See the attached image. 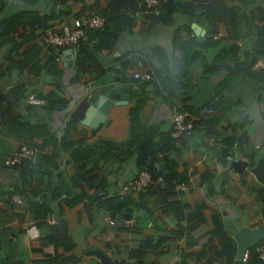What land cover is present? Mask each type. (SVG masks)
Returning <instances> with one entry per match:
<instances>
[{"label":"crops","instance_id":"crops-1","mask_svg":"<svg viewBox=\"0 0 264 264\" xmlns=\"http://www.w3.org/2000/svg\"><path fill=\"white\" fill-rule=\"evenodd\" d=\"M92 13L107 24L91 31L98 49L77 73L78 47L57 59L43 31ZM106 73L122 102L103 112L93 105ZM30 93L45 102L29 106ZM204 108L192 134L171 135L174 111ZM21 142L36 159L7 166ZM221 147L245 161L240 171ZM262 161L264 0H164L157 13L143 0H0V264H260L264 234L247 261L235 234L264 229ZM151 164L187 188L125 190ZM105 210L132 218L113 225Z\"/></svg>","mask_w":264,"mask_h":264},{"label":"built area","instance_id":"built-area-1","mask_svg":"<svg viewBox=\"0 0 264 264\" xmlns=\"http://www.w3.org/2000/svg\"><path fill=\"white\" fill-rule=\"evenodd\" d=\"M164 0H143L144 9L146 11L158 12L159 5ZM107 24V19L100 13L84 14L75 16L69 22H61L58 26L46 28L43 31L42 40L45 44L54 49L56 58L59 59V51L62 48L76 47L80 41L86 40L88 31L99 29ZM218 34L214 35L216 38ZM134 78L142 76L149 79L151 74L145 72L142 75L135 72ZM26 102L29 106L41 105L45 101L39 98L36 94L30 93L26 97ZM211 114L210 108H204L198 115L199 118L208 119ZM197 116L190 114L188 111H174L171 116L172 130L171 135L176 137L190 135L194 131V120ZM37 149L26 143L21 142L14 147V149L5 156L4 162L7 166L16 167L25 162H33L36 159ZM228 158L232 159L231 156ZM164 174L154 177L151 171L146 168L139 169L135 176L125 182L124 188L133 193L145 191L156 183H163ZM176 189H186L187 182L178 181L174 184ZM19 201V200H18ZM110 224H115L116 221L112 217H108ZM131 220H126L125 224L130 225ZM254 253L259 260L260 264H264V244L259 243L254 246ZM251 255L249 248H246L242 253V259L248 260ZM38 264V263H33ZM137 264V263H134Z\"/></svg>","mask_w":264,"mask_h":264},{"label":"water","instance_id":"water-1","mask_svg":"<svg viewBox=\"0 0 264 264\" xmlns=\"http://www.w3.org/2000/svg\"><path fill=\"white\" fill-rule=\"evenodd\" d=\"M69 52H74L76 53V47H70ZM106 59V57H104ZM114 77L110 74V73H106L101 77V85L98 87V98L96 100V103L93 105L97 108H99L100 110L103 109L104 112V108L105 106H107L108 104H110L111 102H122V101H116L115 95L116 93L122 89V84H115L114 86H112L110 83L113 81ZM118 77H115V79H117ZM221 162L223 161H227L230 163V165H232L237 171H240L241 168L244 166L245 161L241 160V159H229L227 157V152L225 147H221V157H220ZM53 212H54V218H55V223L53 224V226H55L56 228H59L61 225H64V219L61 217V214L59 213V207L57 204V200L54 201L53 203ZM141 208L144 207V204L141 203V201L139 202ZM126 211H131V208L128 207L126 208ZM104 214L107 216L112 217L113 219H115L117 222L122 223L125 219H130L132 218V215L130 213H117L115 211H104ZM264 229L262 227H257L255 229L252 230L251 233H249L247 236L244 235L243 232L238 231L235 234V238L240 242V244H243L242 246V253L245 251L246 249V245H253L257 242H259L260 238H262ZM241 249V250H242ZM95 253H98L100 255V257L107 262V255H105V253H102L100 251L96 250L94 251ZM241 253V254H242ZM240 254V255H241Z\"/></svg>","mask_w":264,"mask_h":264},{"label":"trees","instance_id":"trees-1","mask_svg":"<svg viewBox=\"0 0 264 264\" xmlns=\"http://www.w3.org/2000/svg\"><path fill=\"white\" fill-rule=\"evenodd\" d=\"M96 30L98 31L99 29H96ZM96 30H95V32H96ZM91 31H93V30H91ZM91 31H88L86 40L80 41V43L77 45L78 50H77V55H76L75 60H74L75 61L74 65H75V69H76L77 73L80 71H84L87 67L89 68L91 66L90 60L93 57H95V51L94 50L98 49V47L91 48L89 46V40H90L89 38L93 34ZM54 56H55V52H54ZM63 104L64 103H62L61 106H63ZM183 111H185V110H183ZM190 114L197 116V119L194 120V126H195L197 120L203 119V118H199V116H198L200 114V112L194 113V114L190 113ZM144 137L148 139L150 136L145 134ZM235 139L239 143H241L242 141L248 140V138L246 136L241 137V135H239V136L232 135L229 137V141H234ZM146 145H148V143L146 142V140L145 141L143 140V143L139 147L136 148L137 162L140 164H145V162L147 160V158H146L147 152L144 150L147 147ZM256 165L257 166H255V168H254L255 171H257L260 166L264 167V162L262 161L261 164L257 163ZM141 168H146L149 171H151V173L153 174L154 177H157L158 175L162 174L161 169L153 168V164H151V166L150 165H146V166L144 165V167H141ZM175 178H176L175 174L167 175V176H165L163 183H156L155 185L148 188L147 191L151 192V193L155 192V191L160 192L165 196L166 193L168 194L173 190L174 184H175V182H173V180H176V181L178 180ZM56 191H58V190H56ZM57 194H60V193L58 192ZM106 202H108V200Z\"/></svg>","mask_w":264,"mask_h":264},{"label":"clouds","instance_id":"clouds-1","mask_svg":"<svg viewBox=\"0 0 264 264\" xmlns=\"http://www.w3.org/2000/svg\"><path fill=\"white\" fill-rule=\"evenodd\" d=\"M228 157V156H227Z\"/></svg>","mask_w":264,"mask_h":264}]
</instances>
